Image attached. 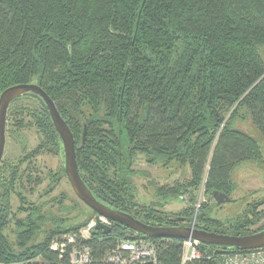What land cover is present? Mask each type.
I'll use <instances>...</instances> for the list:
<instances>
[{"label": "trees", "instance_id": "obj_1", "mask_svg": "<svg viewBox=\"0 0 264 264\" xmlns=\"http://www.w3.org/2000/svg\"><path fill=\"white\" fill-rule=\"evenodd\" d=\"M260 49L264 0H0V93L14 84L39 85L74 137L79 174L95 198L153 225L189 226L194 206L175 214L149 209L135 215L130 167L136 154L150 164L187 162L192 187L200 184L208 161L205 188L210 195L212 190L228 194L238 164L263 166L258 141L224 120L230 107L235 105L233 116L246 108L264 139ZM22 96L40 102L34 113L35 151L59 155L61 139L45 105L35 94ZM84 124L85 142L79 148ZM17 171L0 200V264H71L70 246L59 252L51 242L63 232H78L80 225L54 227L27 246L40 218L29 213L18 222V250L3 233ZM180 193L179 187H169L163 196ZM202 209L195 228L233 235L258 231L244 229L245 218L253 215L249 209L229 230L205 224ZM110 225V233L93 226L81 240L92 250L89 264H117L104 261L105 252L121 240L141 237L154 243L156 257L143 264H182L183 239L147 237L117 222ZM204 246L209 254L212 249L238 251ZM183 264H220V257L214 253Z\"/></svg>", "mask_w": 264, "mask_h": 264}, {"label": "rangeland", "instance_id": "obj_2", "mask_svg": "<svg viewBox=\"0 0 264 264\" xmlns=\"http://www.w3.org/2000/svg\"><path fill=\"white\" fill-rule=\"evenodd\" d=\"M260 52L264 58V51L260 49ZM39 107L40 102L36 97L20 96L7 109L6 139L0 162V200L3 191L9 186L10 174L18 168L14 192L9 196L10 219L3 230L14 250L20 249L17 235L22 227L18 226V222H23L29 213H35L40 218L39 228L27 241V246L43 240L45 234L54 227L80 225L78 232L89 236V224L95 219L92 210L76 197L64 176L62 155L43 149L35 151L39 137L34 125V113ZM234 107L224 113V120L231 119V128L239 129L258 141L264 161L263 137L253 125L246 108L238 109L233 116ZM130 168L133 171L131 177L135 197L133 212L137 216H144L149 209L175 214L194 206L195 211V205L199 204V208H203L205 224L209 226L229 230L236 224V218L245 215L249 209L253 215L247 214L244 229L255 231L264 228V162L263 166L250 161L235 166L231 172V184L227 188L233 201L220 205L215 204L205 188L208 161L201 182L196 187L191 186L192 175L187 162L172 160L167 166L161 162L150 164L143 154H136ZM169 187H179L182 193L175 197L163 196ZM157 191L160 195L156 194ZM17 193H20L21 199ZM191 194L195 196L193 201L190 200ZM162 221L169 222L168 219ZM72 232H63L54 239L66 238Z\"/></svg>", "mask_w": 264, "mask_h": 264}, {"label": "water", "instance_id": "obj_3", "mask_svg": "<svg viewBox=\"0 0 264 264\" xmlns=\"http://www.w3.org/2000/svg\"><path fill=\"white\" fill-rule=\"evenodd\" d=\"M26 93L37 95L45 105L51 121L61 139L62 150L59 155L63 157L65 177L68 179L76 197L95 212L94 226L96 229H102L105 234L111 232L112 228L110 223L107 224L100 220V218H105L109 222H117L147 237L192 238L206 245H214L234 250H248L264 246V228L248 234L233 235L207 231L195 228L191 225H153L134 217L128 212L109 207L97 200L79 174L76 161L75 141L68 125L58 112L54 101L36 83L14 84L5 88L0 93V162L5 146V125L8 106L14 99ZM85 137L86 125L84 124L79 148L85 142ZM211 196L216 205L233 201L228 194L218 190H212ZM175 220L183 221L184 217H175Z\"/></svg>", "mask_w": 264, "mask_h": 264}, {"label": "built area", "instance_id": "obj_4", "mask_svg": "<svg viewBox=\"0 0 264 264\" xmlns=\"http://www.w3.org/2000/svg\"><path fill=\"white\" fill-rule=\"evenodd\" d=\"M199 204L195 205V211L191 226H194L195 217ZM104 223L110 222L105 218H100ZM95 225L91 221L89 228ZM89 236H84L79 232H72L68 237L63 239H54L51 242V248L64 252L66 247L70 246L69 260L71 264H89L92 261V250L89 245L81 242ZM195 239H183L181 263L187 261L198 260L201 258H210L214 253L220 257V264H264V246L260 248L238 250V251H220V249H210L208 246ZM211 252V251H210ZM106 262H113L117 264H134L145 261H156L154 243L151 240L143 237L136 239L121 240L117 243L115 248L107 250L103 257Z\"/></svg>", "mask_w": 264, "mask_h": 264}]
</instances>
